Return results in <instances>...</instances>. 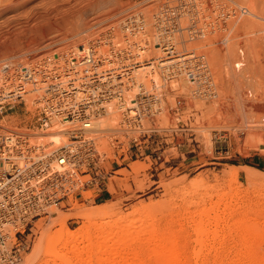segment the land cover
Instances as JSON below:
<instances>
[{"label": "rangeland", "instance_id": "1", "mask_svg": "<svg viewBox=\"0 0 264 264\" xmlns=\"http://www.w3.org/2000/svg\"><path fill=\"white\" fill-rule=\"evenodd\" d=\"M44 1L27 0L17 11L0 16V62L24 55L25 60L51 54L63 57L62 50L73 45L80 48L124 11L138 8L149 15L164 2L174 6L181 0ZM189 1L197 5L195 0ZM202 1V7L209 9L213 4L212 0ZM216 1L225 9L245 6L264 16V0ZM29 7L32 9L27 11ZM12 15L16 18L6 22ZM240 19L247 18L244 15ZM245 20L236 27L230 26V21L226 26L227 41L232 42L226 44L231 48L228 59L223 54L225 32L194 37L192 47L187 46L189 42L178 44L180 51L192 49L206 54L217 90L211 100L194 99L189 95V83L182 79L162 89V109L154 124L159 128L163 153L136 157L128 136L146 142L137 132L128 136L122 130L94 134L104 158L102 184H108L112 198L98 203L93 194L84 193L71 208L41 216L34 222L28 249L18 264H40L47 250L48 233L61 223L77 231L88 224L75 214L98 208H113L122 215L133 213L127 219L137 220L132 218L134 227L153 226L156 233L147 231L136 237L142 242L138 249L141 259L150 255L147 248L152 241L148 244L145 240L157 234L158 246L179 253L183 264H264V184L249 181L242 170L254 167L264 171V22L255 20L251 29L248 24L242 25ZM185 22L182 26L187 25ZM237 63L240 66H235ZM231 72H241L237 83L229 77ZM118 121L115 127L120 129ZM144 123L151 127L148 118ZM32 124L33 115L25 113L22 105L0 114L2 131H28ZM237 169H241L239 174ZM222 197L225 200L218 202ZM200 209L204 214L199 213ZM197 228L204 232L200 243L195 241ZM136 239L126 242L135 246L140 243ZM102 241L105 239L92 244L80 242L78 245L88 246L93 257L82 254L73 264H99L105 256L98 248ZM38 244L41 248L28 263Z\"/></svg>", "mask_w": 264, "mask_h": 264}, {"label": "built area", "instance_id": "2", "mask_svg": "<svg viewBox=\"0 0 264 264\" xmlns=\"http://www.w3.org/2000/svg\"><path fill=\"white\" fill-rule=\"evenodd\" d=\"M191 4L195 2L181 0L172 7L166 6V2L158 6L165 20L170 17V22L156 26L165 35L163 56L145 54L142 42H146L134 28H129L120 39L109 27L105 37L88 46L82 44L63 57L39 55L29 60L2 62L0 114L22 105L25 113L33 115L34 124L28 131L0 129V264L19 263L28 249L34 222L41 216L50 214L52 208H71L84 193L92 194L101 188L104 158L94 135V120L105 113L111 100L116 99L122 106L121 126L126 136L137 132L153 146L151 153L158 154L165 150L159 128L154 124L162 109L163 88L185 79L191 98L216 97L206 54L179 51L177 45L203 35L205 29L212 27L215 15L222 21L230 14L225 10L232 8L225 9L220 4L215 9L210 4V9L205 8L209 17L194 10ZM183 21L186 26H182ZM59 59H69V66L61 68L55 64ZM91 59L95 61L93 66L88 65ZM164 59L171 62L161 66ZM173 59L176 60L172 63ZM152 62L156 67L151 68L150 74L156 72L159 80L150 79L149 86L140 82L137 92L130 91L135 85L134 69ZM34 91L37 97L29 107L24 95ZM145 118L151 120V127L145 125ZM56 123H68L62 130L67 142L39 143L37 140L46 137L47 130ZM128 137L135 156H142L145 143L136 136Z\"/></svg>", "mask_w": 264, "mask_h": 264}, {"label": "bare ground", "instance_id": "3", "mask_svg": "<svg viewBox=\"0 0 264 264\" xmlns=\"http://www.w3.org/2000/svg\"><path fill=\"white\" fill-rule=\"evenodd\" d=\"M45 1L48 2V1H52V0H45ZM195 1H196L197 5L192 6V7H194L193 9L194 10H201L210 17V14L205 10V8H208V6L202 7V5L204 4V1H202V0H195ZM26 2H27V0H0V16H2L3 14H6V13L17 11L20 7H23ZM212 3L215 6V9H217L219 7V4L217 3L216 0H212ZM255 3L256 2H254V4ZM252 4H253V2H252ZM262 4H264V3H262ZM166 6L172 7L171 5H166ZM261 8L264 9V5H262ZM31 9H32V7H29V9H27V11L31 10ZM158 9H159V7L156 8L154 11H152L149 15L147 13H145L142 9H138V8H132V9H129L127 11H124L120 16H118L113 21L106 24L100 32H98L95 36H93L92 38H90L89 40H87L83 44L88 46L89 44H91L92 42L97 40V38L105 37V35L107 33V29L109 27L114 28V35H117L118 38H120V39L122 38V36L124 34H126V35L128 34L129 28H134V31L138 32V36L143 41L146 42V44L144 42H142L144 44V46L146 47V49L144 51L145 54L147 53L149 56L150 55L163 56L165 53L163 52L164 50L162 48V45H163L162 41L165 39V35L160 34L157 31L156 26L161 25V23L165 24L167 22H170L169 21L170 17L168 16L167 20H165V18L162 17L160 15V13L158 12ZM230 11H231V13L228 15L229 16L228 20L226 18L222 21H219L220 18L218 17V15H215L213 21L211 20V24H213L212 27H210V28L208 27L209 29L208 28L205 29L203 32V35L208 34L207 36H210L211 34L217 32V31L218 32L221 31V32L226 33V26H228V22L230 21L229 22L230 26L232 24V26L236 27L239 24V22L241 21L240 18H242V16H244V15L247 18L246 20L244 19L245 22L243 24L241 23L244 26L245 25L247 26V24H248V27L253 28V27H255L254 26L255 20H257V22H259V20L264 22V16L260 15L261 12H259V14H257L256 12L251 11V9H249L248 7H245V6H244V9L243 8L241 9L238 7L236 9H230ZM262 13H264V12H262ZM15 16L16 15H12L9 19H7L6 22L12 21L13 19L16 18ZM248 16L251 19H249ZM239 19H240V21H238ZM252 19H253V22H252ZM231 20H233V21H231ZM223 21H224V23H223ZM243 21H241V22H243ZM227 29H229V28H227ZM231 30H233V29H231ZM226 34H224V35H226ZM203 35H201V36H203ZM195 37H199V36H195ZM228 37L229 36L227 34V36L223 37V40L221 39L223 42V45L225 44V46H226V44L227 45L232 44V42L229 43L227 41ZM230 41H232V40H230ZM179 45H181V44H179ZM194 45H195L194 42L191 41V43L189 42V44L187 46L192 47ZM179 47L180 46L177 45V48H179ZM230 49L231 48H229V46H226L225 49L223 50V54L227 59H228V57H230V51H231ZM70 50L71 51L77 50L76 46L73 45L72 47L67 48L66 51L62 50V53H64L63 55H68V52ZM191 50H188V52H191ZM92 56L93 55L91 54L90 57H92ZM107 56H109V55H107ZM16 57L21 59L22 61L26 59L25 55L24 56H16ZM164 58H167V57H164ZM14 59H16V58H14ZM6 60H9V59L2 60L0 62V65L2 64V62L6 61ZM175 60L176 59H173L172 63ZM91 61H92V59H91ZM68 62H69V59L67 61H65L63 59H59L57 62H55V64H57L58 66L63 68V67L69 66ZM170 62L171 61H165V59H164V61L161 62L160 64H161V66H166ZM79 64H81V63H79ZM94 64H95V61L93 60L88 65L93 66ZM235 66H237V67L240 66V63H237ZM153 67H156L154 62H152L151 65L145 64L143 66H140L139 68L134 69V71L132 72L133 73L132 76L134 77L133 84H135V85L130 91L137 92L140 82H144V84L146 86H149L150 85L149 84L150 79L159 80L156 72H154L153 74H150L151 73L150 71H153L151 69ZM154 70L156 71L155 68H154ZM241 72H240V74H241ZM238 74H234L231 72V75L229 76V74H228V76L231 77L237 83L239 76H241L240 74L239 75ZM145 75H147V77H145ZM256 78H258V77L256 76ZM182 80L185 81V79H182ZM259 83H260V81H259ZM257 87H258V85H257ZM147 89L149 90V88H147ZM36 92L35 91L29 92L28 94L24 95L25 101L29 105V107L32 106L33 100L37 97ZM130 106L131 107L135 106V104H131ZM121 107H122L121 105L117 104L116 99H113L108 103L106 110H105V113L102 115L103 119L101 117L100 119L94 120V129L93 130H94L95 134L96 133L98 134V131L102 132V133H105L107 131V133H108V131L120 132L122 129H124L121 126V121H122V119H121L122 108ZM117 119L119 120L118 122H119L120 129H117L115 127V124L117 123ZM66 124H68V123H63V124L62 123H56L53 127H51L50 129L47 130L46 137L39 138L37 141H40L39 143H41V144H48V145H50V144L57 145V144H62V143L67 142L68 137L62 133V130L64 129V126ZM258 126H260V125H258ZM11 130H16V129L13 128ZM248 168H250V169H242L244 176L247 177L249 179V181H251L253 183L264 184V171H261L259 169L254 168V167H248ZM240 170L241 169H237L236 174H239ZM225 198L226 197H222V198L218 199V202L225 200ZM53 210H59V209L52 208V211ZM204 212H205L204 209L199 210V213L201 215L204 214ZM132 214L133 213H130L127 215H122V214H119L113 208H98V209L93 210V211L89 210V211H82V212L76 213L75 215L83 217L87 221L88 225L83 226L82 228L78 229L77 231H71L68 227H66V225L64 223H61L59 228H57L52 233L51 232L48 233L49 235L48 236L46 235V239H45L47 241V250L45 252L44 257L42 259L40 258L41 259L40 264H73L75 258L81 256L82 254H89L88 253V246L87 247L81 246V245L79 246L78 244H81L80 242H83V243L87 242L88 244H92L93 242H96L98 239H101V238H104L105 241H102L103 243L98 248L102 249L105 252V256L103 255L104 256L103 258L101 256L102 259L100 258L101 262L99 260V264H183L182 257L179 253L168 252V249H166L164 246H161V247L158 246V244L156 242L159 240V237L156 236L157 234H155L156 233L155 229L154 228L152 229L153 226H150L151 227L150 228V227H144L142 224H139L138 226L134 227L133 226L135 224L134 220H136V219H134L133 217L132 218L134 220L132 218L127 219V217L129 215H132ZM138 218H139V216H138ZM139 221H140V219H139ZM135 222L137 223V220ZM197 223L199 225V222H197ZM150 224H152V223H150ZM147 231L150 233H152L154 231L155 235H153V238H152L151 237L152 234H150V237L152 239L150 237H148V238L146 237L149 240L148 242H147V240H145L146 243L149 244V242L152 241V244L150 243V245H148L147 250H148V253L150 255H148V258L144 260V259L139 258V251H140L139 247L142 245V242H140L141 240H137L138 239L137 236L140 235L141 233H146ZM202 235H204V232L201 231L199 228H197L196 229V236L197 237H196L195 241L200 243L202 241V239H200V236H202ZM136 237H137V239H136ZM134 238L137 241H139L140 243H138L137 245L135 244V246H131V245H129L130 241L126 242L127 240L132 241V240H134ZM40 246H42V245L38 244L34 247L33 255L31 257H29L28 263H30L31 260L34 258V256L37 254V252L41 248ZM96 247H97V245H96ZM98 248H97V250H99ZM138 249H139V251H138ZM103 251L102 252L98 251V252L104 253ZM96 252H95V255H97ZM90 254L88 256V257H90L89 259H91V256L93 255L92 254L90 256ZM195 256L197 257L198 254H195ZM151 259H152V261L154 259V261L152 263H151ZM90 261H92V260H90Z\"/></svg>", "mask_w": 264, "mask_h": 264}, {"label": "crops", "instance_id": "4", "mask_svg": "<svg viewBox=\"0 0 264 264\" xmlns=\"http://www.w3.org/2000/svg\"><path fill=\"white\" fill-rule=\"evenodd\" d=\"M146 142H144L145 144L142 146L143 150L141 151V154L144 155H148L151 153V148L153 147L152 145L149 144V142L145 139ZM163 153V151L161 152ZM103 183V180H101ZM92 194L94 195V198L97 200L98 203L101 202H105L108 199H111L112 196H110V191L108 188V184H106L105 187H103V184L101 185V188H99V190L97 191H92Z\"/></svg>", "mask_w": 264, "mask_h": 264}]
</instances>
